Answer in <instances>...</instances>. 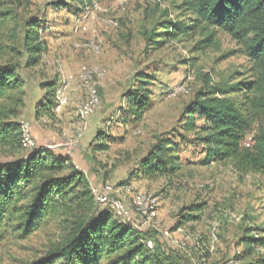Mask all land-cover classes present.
I'll list each match as a JSON object with an SVG mask.
<instances>
[{
	"label": "rangeland",
	"instance_id": "rangeland-1",
	"mask_svg": "<svg viewBox=\"0 0 264 264\" xmlns=\"http://www.w3.org/2000/svg\"><path fill=\"white\" fill-rule=\"evenodd\" d=\"M62 1L3 0L4 9L16 2L21 28L29 20L38 23L46 49L38 66L27 68L23 35L19 34L18 40L12 43L22 57L0 54V63L10 60L19 65V78L24 84L17 116L9 120L28 124L34 144L32 149L24 148L19 141L0 146V165L36 149L52 152V146L58 144L54 150H79L90 166V174L97 178L92 188L102 191L106 185L113 186L112 197L127 206L137 192L158 199L159 216L151 225L135 214L129 221H121L106 207L96 204L97 212L130 225L146 243L151 242L152 250H148L152 252L158 246L164 258H176L180 264H227L232 259L239 264L246 263L236 260L241 251L237 245L244 228L241 223L244 214L251 213L253 217L259 215L258 221L264 224V178L255 174L240 175L232 162L202 165L203 156L195 144L197 133L184 130L183 116L185 107L207 86H237L254 81L253 63L220 31L212 33L211 42L205 43L204 50L193 49L202 39L196 32L189 38L170 40L158 49L146 48L141 37L142 28L149 26L146 19H157L165 10L171 19L176 18L180 14L176 6L182 0H97L108 16L119 22L118 29L107 27L103 16H97L85 20L88 32L77 35L72 29L83 11L82 5L67 0V5L62 6L66 2ZM92 34L102 45L99 55L74 48V43L83 42ZM4 45L9 43L4 41ZM62 70L68 72L61 78L65 83L69 76L75 77L82 71L95 72L93 82L101 102L95 114L102 118L88 139L86 132L95 114L87 120V125L75 117V111L85 100V92L77 82L66 83L67 103L59 112L39 111L40 116L36 117V110L43 105L41 84L55 80ZM145 76L152 78L148 87L149 108L141 121L124 122V97ZM202 124L196 121L197 128ZM78 132H83L82 136L75 139ZM168 133L178 144L180 171L169 178L142 177L136 169L139 161L155 144L157 136ZM182 137L185 140L179 139ZM82 142L89 144L83 147ZM103 142L108 147L100 152L98 146ZM191 203L206 204L201 219L176 230L179 220L182 221L181 209ZM57 238L58 232L51 225L26 240L7 237L0 245V264L41 263ZM164 258L160 260L166 264ZM112 260L105 259L101 264Z\"/></svg>",
	"mask_w": 264,
	"mask_h": 264
},
{
	"label": "trees",
	"instance_id": "trees-1",
	"mask_svg": "<svg viewBox=\"0 0 264 264\" xmlns=\"http://www.w3.org/2000/svg\"><path fill=\"white\" fill-rule=\"evenodd\" d=\"M75 1L84 8L93 0ZM64 3L60 5L68 2ZM4 5L0 0V54L22 57L12 43L22 34L26 67L35 68L46 49L38 23L29 20L21 28L17 6L4 9ZM176 8L180 14L174 19L166 10L157 19H146L149 26L145 25L141 32L146 48L158 49L170 40L189 38L196 32L202 39L193 49L204 50L212 33L220 31L236 43L256 69L254 81L237 86H207L185 107L183 128L197 133L195 144L203 156L202 165L232 162L240 175L264 178V0H182ZM151 79L140 77L138 86L124 97V122L141 121L149 108ZM23 85L19 65L10 60L0 63V146L21 142L20 124L9 119L17 116ZM55 88L54 81L41 84L43 105L36 110V117L39 111L53 114ZM197 120L203 122L199 128ZM253 129V145L244 148L243 141ZM171 136L168 133L155 138V144L139 161L138 173L142 177L169 178L180 171L178 144ZM107 147L103 142L98 150L103 152ZM96 204L83 173L68 157L55 155L49 149L33 150L0 165V245L7 237L26 240L51 225L58 238L49 246L46 259L37 264H101L110 258L113 260L109 264H163L160 259L164 254L158 246L152 252L148 250L145 240L130 225L97 212ZM205 207L200 203L181 209L182 221L176 228L186 221H197ZM237 245L241 251L236 260L264 264V224L246 225ZM168 257L164 258L166 264H180L178 259ZM252 258L255 260L247 262Z\"/></svg>",
	"mask_w": 264,
	"mask_h": 264
},
{
	"label": "built area",
	"instance_id": "built-area-1",
	"mask_svg": "<svg viewBox=\"0 0 264 264\" xmlns=\"http://www.w3.org/2000/svg\"><path fill=\"white\" fill-rule=\"evenodd\" d=\"M67 2V0H64ZM97 16H103V23L111 28L118 29L119 22L112 17L107 15V10L103 9L97 0H93L89 4H85L80 18L76 21V25L73 27L72 32L74 35L88 32V28L85 24V20L89 21L96 18ZM74 48L76 50L84 51L89 54L99 55L102 52V45L97 39L96 35L92 34L85 41H79L74 43ZM95 72L91 70L82 71L78 73L75 77L69 76L66 79V83L77 82L85 92L84 102L75 111V117L78 121L87 125V120L95 114L101 105L100 96L98 89L96 88L93 77ZM100 75H102L100 73ZM62 82L55 89V107L54 112H59L67 103L65 93L67 90V84ZM21 132V145L24 148L32 149L34 144L31 138L30 126L26 123L20 124ZM83 132H78L75 139L81 138ZM255 136V131L250 132L246 135L243 141L244 148H251L253 145V138ZM91 193L94 197L95 202L106 207L115 218L121 221H129L132 214H135L140 219H142L146 224L151 225L155 222L158 216V199L151 195L145 193L137 192L133 194L131 204L127 206L122 200L113 198L114 193L113 186L106 185L102 191H98L95 188H90ZM165 235H167L165 233ZM146 246L148 249L152 250V243L147 242ZM227 264H239L235 260H230Z\"/></svg>",
	"mask_w": 264,
	"mask_h": 264
},
{
	"label": "crops",
	"instance_id": "crops-1",
	"mask_svg": "<svg viewBox=\"0 0 264 264\" xmlns=\"http://www.w3.org/2000/svg\"><path fill=\"white\" fill-rule=\"evenodd\" d=\"M45 58L42 59V62L44 61ZM60 73H61V75L58 74L56 76V79L55 80H52V81H54L56 83V88L58 87V85L61 84V82H62L61 78L63 77V75L64 74H67L68 72L62 70V71H60ZM40 101H41L40 103H42V100H40ZM104 116H105V114H104ZM100 118H102V116H100V114H98V113H96L92 117V119L89 122V129L86 132V139H88L92 135L93 131H95V129L97 127H99L98 125H100V123H99V119ZM82 143H83V147H87V145L89 144V143L86 144V142H82ZM58 146H59V144L52 146V152L55 155H58V156L68 157L71 160V162L73 163V165L76 167V169L79 170L81 173L84 174V179H85L86 186L88 188H92L94 186L93 183H94L95 179L97 180V178L90 174V166L88 165V163L85 160H83L82 155H80V153H79V150L77 151L76 149H68V148L67 149H64V150H54ZM136 169L138 171V165H137ZM140 193H142V192H140ZM192 205H195V203H193V204L191 203V204H189V205H187V206H185L183 208H190ZM188 213H192V212L188 211ZM201 213L202 212H200V218L199 219H201ZM158 216H159V209H158ZM158 216H157V218H158ZM258 218H259V215H255L253 217V216H251V213H245L244 216H243V219H242V223L241 224L244 227L246 225H251V224H254V225H263V222H259L258 221ZM199 219L197 221H199ZM179 222H181V220H179ZM194 222L195 221H186V222L183 223L182 226H178L177 228L175 227V229L178 230V231H180V229L181 228H184L185 225H191ZM239 252H237V253H239Z\"/></svg>",
	"mask_w": 264,
	"mask_h": 264
}]
</instances>
